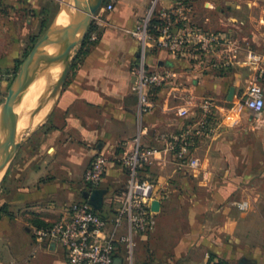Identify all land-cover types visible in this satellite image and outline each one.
Here are the masks:
<instances>
[{"label":"crops","instance_id":"crops-1","mask_svg":"<svg viewBox=\"0 0 264 264\" xmlns=\"http://www.w3.org/2000/svg\"><path fill=\"white\" fill-rule=\"evenodd\" d=\"M117 1L106 17L111 29L70 71L47 120L4 174L0 264H69L65 249L37 241L34 228L67 217L72 204L87 200L92 190L85 172L99 151L110 158L99 187L107 194L124 189L120 157L138 136L159 151L138 182L139 193L159 204L155 229L135 239L147 243V264H206L207 253L237 258L248 248L264 264V240L254 246L248 237L249 231L264 237V110L255 114L244 104L254 79L264 87V0H189V18L208 29H231L241 54L226 70L204 72L189 59L151 48V67L176 76L150 90L152 108L141 120L131 70L140 42L131 31L150 0ZM50 2L0 0V68L7 78L28 38L57 16L48 15ZM250 53L262 60L250 64ZM190 158L200 166L190 167Z\"/></svg>","mask_w":264,"mask_h":264},{"label":"built area","instance_id":"built-area-1","mask_svg":"<svg viewBox=\"0 0 264 264\" xmlns=\"http://www.w3.org/2000/svg\"><path fill=\"white\" fill-rule=\"evenodd\" d=\"M112 9L113 4L108 3L106 10ZM190 13L189 0H150L132 30L141 44L140 59L133 69L139 120L152 108L150 90L167 84L176 76L173 69L151 67L148 54L154 45L175 57L189 59L204 72L226 70L239 59L241 45L231 29L205 28L193 22ZM102 23L99 19V24ZM96 39L97 32L94 31L91 40ZM247 58L250 64L262 60L253 53ZM4 82L5 72L0 68V87ZM244 104L255 114L263 112L264 87L258 79L250 84ZM158 152L142 145L138 136L134 148L120 157L127 177L124 189L107 194L102 210H94L88 200L72 204L67 217L47 226L35 227V239L61 245L69 264H134L137 235L150 233L157 225V211L152 208L149 198L139 193L138 182L147 162ZM109 159L102 151L94 155L85 172L91 190L98 188L103 181ZM200 164L198 158L189 160L192 168H198ZM245 206V203L240 204L241 208Z\"/></svg>","mask_w":264,"mask_h":264},{"label":"water","instance_id":"water-1","mask_svg":"<svg viewBox=\"0 0 264 264\" xmlns=\"http://www.w3.org/2000/svg\"><path fill=\"white\" fill-rule=\"evenodd\" d=\"M106 0H67L64 3L50 27L43 36L35 43L31 51L20 64L19 72L8 90L5 102L0 110V175L4 176L10 162L12 161V152L27 141L31 135L17 142L19 113L18 107L20 102L32 84V80L36 78V74L42 63L50 58L52 53L50 48H60L65 46L67 50L75 49L82 45L86 39V35L91 25L92 17L97 13L98 9ZM80 4V5H79ZM81 11V12H80ZM62 12L68 15L66 24L59 23V16ZM74 54L72 61L75 59ZM67 69L60 80L63 83ZM59 83L58 87L59 88ZM11 122V132L7 133V125ZM1 185V179H0ZM107 190L104 188H95L87 191L84 197L93 206L94 210H102ZM159 204L153 203L152 208L158 210Z\"/></svg>","mask_w":264,"mask_h":264},{"label":"rangeland","instance_id":"rangeland-1","mask_svg":"<svg viewBox=\"0 0 264 264\" xmlns=\"http://www.w3.org/2000/svg\"><path fill=\"white\" fill-rule=\"evenodd\" d=\"M52 2H50V7H49V13L48 15L49 16H54L57 11L60 10L61 6L64 4V0H50ZM108 3H112L113 4V9L108 11L106 10V5ZM120 6V4L118 3L117 0H106L102 5L101 7L98 9L97 13L92 17V21H91V25L89 27V31L86 35V39L84 41V43L82 45H80L79 47L73 49V52H72V56H71V60H70V63L67 67V74L65 76V79L63 81V83H59V88H58V91L55 93V90H56V87H54L52 89V87L54 86V83L53 85H51V87L49 88L47 94H46V100L48 99V96H49V93L52 89L53 91V95H51V98L50 100L53 99L52 103L48 106L47 108V112H46V116L44 117V119L42 120V122L40 123V125L45 122L48 118V116L50 115L51 113V110L54 109L53 106L54 104L56 103L57 99H58V96L61 92V89L63 88V86L65 85L66 83V79L67 77H69V74H70V71L72 69H75L73 67V65H75L74 63H79L76 59L78 57V55H81L82 52H88L90 51V49L96 44L98 43V41L100 40L101 36L109 29H111V24L108 23L106 17L107 15L109 16L113 11H115V9ZM97 19H96V18ZM99 19L102 20V25L99 24ZM47 28L45 29H40L39 32H36L35 30V34H33V36L31 35L30 38H28V46L26 48V50L22 53L21 55V59L20 61L22 62L24 60V58L28 55V53L31 51V49L33 48V46L35 45V43L43 36V34L46 32ZM96 31L97 32V39L96 40H91V35L92 33ZM131 35L138 39L137 37H135L133 34H132V31H131ZM139 40V39H138ZM140 42V40H139ZM154 47H157V46H153L152 49ZM140 52H141V44H140V50H139V53L137 55V58L136 60L133 62L132 66H131V70L133 72V69L134 67L136 66L137 64V61H139L140 59ZM74 54L76 55L75 59L72 61L73 59V56ZM20 62V64H21ZM20 64L19 65H16V68L14 70V72L12 73V75L10 77L7 78L6 74H5V82L3 83V85L0 87V110H1V106L3 105V103L5 102V99H6V96L8 94V90L10 88V85H12L14 79L16 78L17 76V73L19 72V69H20ZM77 68V67H76ZM40 70V69H39ZM38 70V71H39ZM38 73V72H37ZM134 76V75H133ZM134 79H135V76H134ZM34 80V79H33ZM32 80V81H33ZM32 83V82H31ZM33 84V83H32ZM30 87V85H29ZM28 87V88H29ZM28 92V91H27ZM27 94V93H26ZM26 94L24 96V99L18 109V113L20 112V108L22 107V105L24 104V100H25V97H26ZM57 95V96H56ZM138 95V93H137ZM205 100H207V98L205 97ZM139 101V100H138ZM204 110V109H203ZM206 112V111H205ZM136 117L138 119V107L136 109ZM40 125L37 126V128H34V129H31L29 130L27 133H25V135H22L19 140L17 139V142L18 141H21L23 139H25L27 136L31 135L30 133L34 132V131H37V129L40 127ZM33 135V134H32ZM22 145V144H21ZM21 145H18L17 148L15 149V152L14 154L12 155V159L15 158L19 148L21 147ZM187 146V145H186ZM94 158V157H93ZM93 158H91V161L88 165V167L90 166ZM4 177V176H2ZM1 179V184H2V180L3 178H0ZM0 189H1V185H0ZM240 203L241 202H237L235 204V206H237V208L240 210V211H247L248 210V204H246V208H241L240 207ZM6 212L5 211V207L1 205L0 203V217H1V214ZM248 237H249V240H252L255 242L254 246L256 244L259 243V241H262L264 240V237L262 236H257L253 233H251L250 231L248 232ZM258 246V245H256ZM135 251H134V254H135V260H134V264H147V243L145 241H140V242H137L135 241ZM207 263L206 264H257L258 262V255L253 251L252 248H248L246 251H242L237 258H227V257H222V256H219L218 254L216 253H207Z\"/></svg>","mask_w":264,"mask_h":264},{"label":"bare ground","instance_id":"bare-ground-1","mask_svg":"<svg viewBox=\"0 0 264 264\" xmlns=\"http://www.w3.org/2000/svg\"><path fill=\"white\" fill-rule=\"evenodd\" d=\"M67 5V0H64ZM80 5V4H79ZM81 12V11H80ZM68 22V15L66 12H62L59 16V23L66 24ZM52 55L50 58L42 63L40 70L36 74V78L30 84V87L26 90L24 104L20 108L19 112V122H18V133L17 139L22 135H25L29 130L37 128L46 116L47 108L52 103L53 99L50 100L51 95H53L52 89L60 82L62 76L64 75L68 64L70 63L73 49L67 50L65 46L55 47V49H49ZM56 82V83H55ZM55 83V84H54ZM52 87L48 99L46 100V94ZM28 91V92H27ZM56 93V92H55ZM20 102V105L24 99V96ZM19 105V107H20ZM18 107V109H19ZM12 124L11 122L7 125V133L11 132ZM16 149V148H15ZM15 151V150H14ZM12 152V155L14 153ZM11 155V156H12ZM1 178V175H0Z\"/></svg>","mask_w":264,"mask_h":264},{"label":"trees","instance_id":"trees-1","mask_svg":"<svg viewBox=\"0 0 264 264\" xmlns=\"http://www.w3.org/2000/svg\"><path fill=\"white\" fill-rule=\"evenodd\" d=\"M87 53L88 52H82V54L81 55H78V57H77V61L79 62V63H74L75 65H73V67L74 68H76V67H78L81 63H82V61H83V59L86 57V55H87ZM20 59H18L17 61H16V65H19L20 64ZM40 227L41 226H47V225H39Z\"/></svg>","mask_w":264,"mask_h":264}]
</instances>
